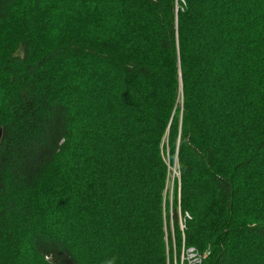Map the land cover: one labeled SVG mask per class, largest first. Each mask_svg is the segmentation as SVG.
Instances as JSON below:
<instances>
[{"label": "trees", "instance_id": "obj_1", "mask_svg": "<svg viewBox=\"0 0 264 264\" xmlns=\"http://www.w3.org/2000/svg\"><path fill=\"white\" fill-rule=\"evenodd\" d=\"M183 1L0 0V264H264V0Z\"/></svg>", "mask_w": 264, "mask_h": 264}, {"label": "rangeland", "instance_id": "obj_2", "mask_svg": "<svg viewBox=\"0 0 264 264\" xmlns=\"http://www.w3.org/2000/svg\"><path fill=\"white\" fill-rule=\"evenodd\" d=\"M181 4H184V1L183 0H179ZM73 5V4H72ZM71 157L69 155V153H65V155H63L62 159H59V162L60 164L62 165V167L64 168V165L63 163L65 164H68L69 163V168H66V173H70L72 174V172H70V168H73V165L75 164L73 161H71ZM167 167H168V170H169V175H168V181H167V186H166V192H167V196H169V198H171V196L173 195V186L175 184V179L176 177H178V174L176 172V168H177V163L175 164H169V162L167 161ZM74 168H75V165H74ZM73 168V169H74ZM179 181V178L178 180ZM60 218L62 221H66L68 218H69V213L68 211L66 212V214L64 215H60ZM181 221L179 222L180 225H181V229L183 230L184 228V220H183V217L181 216ZM63 237L67 238L66 240L68 241V238H70V235H75L73 233H69L67 231H64V230H60L59 231ZM193 252H190V249H187L185 250V252L182 254L181 256V260L178 264H199L201 262V260L203 259L204 256H206L208 254V251H205V252H202V253H199L198 251H196V249L194 250V248L192 249ZM21 264H30L27 262V260H25L24 263L21 262ZM174 264H177V263H174Z\"/></svg>", "mask_w": 264, "mask_h": 264}, {"label": "built area", "instance_id": "obj_3", "mask_svg": "<svg viewBox=\"0 0 264 264\" xmlns=\"http://www.w3.org/2000/svg\"><path fill=\"white\" fill-rule=\"evenodd\" d=\"M192 249H193V248H191V249H190V252H193V250H192ZM199 264H200V263H199Z\"/></svg>", "mask_w": 264, "mask_h": 264}]
</instances>
